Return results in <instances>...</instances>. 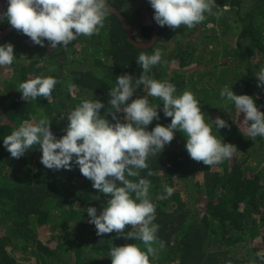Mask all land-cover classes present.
Returning <instances> with one entry per match:
<instances>
[{
    "label": "trees",
    "instance_id": "trees-1",
    "mask_svg": "<svg viewBox=\"0 0 264 264\" xmlns=\"http://www.w3.org/2000/svg\"><path fill=\"white\" fill-rule=\"evenodd\" d=\"M109 3L132 24L134 38L151 39L154 9L149 0ZM213 12L191 29L159 26L156 43L147 49L129 42L123 22L112 12L99 34L79 36L67 47L52 49L47 40L41 47L22 32L12 41L10 35L0 39V44L14 45L15 55L11 66L0 67V264H111L114 246L135 243L144 250L141 241L115 232L97 235L87 208L99 214L109 197L92 187L78 165L47 169L38 145L12 158L3 139L25 120L38 122L42 116L51 120L50 130L59 138L65 134L67 112L83 100L102 101L105 115L116 77L131 74L134 83L142 71L139 54L156 49L162 60L150 69V78L173 84L175 95L193 93L213 135L237 150L210 167L190 158L186 137L176 130L164 150L148 158L149 169L140 176L150 181L154 223L164 242L154 245L157 254L150 264H264V137H248L244 114L220 96L227 86L237 95L253 96L264 112V87L257 86L256 77L264 68V0H216ZM9 25L3 19L0 28ZM36 76L57 80L51 103L43 97L21 98L19 84ZM145 94L141 85L127 103ZM149 99L154 107L160 104V118L148 130L170 124L162 101ZM118 115L123 122V113ZM217 116L230 127L217 129L212 121ZM106 118L112 121L110 114ZM166 185L173 194L160 199Z\"/></svg>",
    "mask_w": 264,
    "mask_h": 264
},
{
    "label": "clouds",
    "instance_id": "clouds-1",
    "mask_svg": "<svg viewBox=\"0 0 264 264\" xmlns=\"http://www.w3.org/2000/svg\"><path fill=\"white\" fill-rule=\"evenodd\" d=\"M149 3L157 24L173 30L182 25L191 29L202 23L206 14L216 15L213 12L216 0H149ZM109 12L107 0H9L0 19H6L34 44L43 47L47 40L56 49L67 47L79 36L99 34ZM14 59V45L0 44V67L11 66ZM136 60L142 69L139 77L134 83L131 74L116 77L108 93L110 107L105 115L100 113L104 108L102 101L83 100L67 112L65 134L59 138L50 130L51 120L42 116L38 122L25 120L3 139L12 158L18 159L38 145L42 150L41 163L47 169L71 170L73 164L78 165L80 173L92 181V187L109 197L99 214L95 207L87 208L89 223L95 225L97 235L115 232L144 245V250L135 243L112 247L111 264H150V257L155 258L157 254L154 245L163 247L164 242L157 236L159 225L154 223L156 206L149 198L151 184L140 173L149 169L148 158L157 157L174 139L176 130L186 137L185 147L190 158L210 167L230 159L237 150L236 145L213 135L193 93L184 91L175 95L173 84L150 78V69L161 63L160 49L151 55L141 52ZM256 77L257 86L264 87V68ZM56 84L57 80L51 76H36L20 83L18 90L27 101L43 97L51 103ZM141 85L146 94L127 103ZM220 96L234 103L238 114L244 113L242 123L247 126L248 137L253 140L264 137V112L257 107L253 96L237 95L227 86L220 91ZM150 97L161 100L164 116L171 118L167 126L158 123L151 131L148 125L154 119L159 120L160 104L154 107ZM121 112L123 122L118 115ZM108 114L114 122L106 118ZM63 117L61 113L60 118ZM212 121L217 129L230 127L219 116ZM152 174L151 170L147 173ZM164 193L160 199L170 197L173 188L166 185ZM126 226H131V231L125 232Z\"/></svg>",
    "mask_w": 264,
    "mask_h": 264
},
{
    "label": "water",
    "instance_id": "water-1",
    "mask_svg": "<svg viewBox=\"0 0 264 264\" xmlns=\"http://www.w3.org/2000/svg\"><path fill=\"white\" fill-rule=\"evenodd\" d=\"M109 7H110V12L115 13L123 22V25L125 27V31L128 37L129 42H131L133 45L139 48L147 49L151 46H153L156 43L157 40V34L159 31V25L154 19V29L152 32V37L148 41H141L137 40L134 38L133 34V27L132 24L129 22V20L124 16V14L115 6L111 5L109 3V0H107ZM9 0H0V13H3L7 10ZM153 17H154V10H153ZM3 19H0V24ZM15 29L10 25L6 28L0 29V39L5 38L8 36L11 32H13Z\"/></svg>",
    "mask_w": 264,
    "mask_h": 264
},
{
    "label": "rangeland",
    "instance_id": "rangeland-1",
    "mask_svg": "<svg viewBox=\"0 0 264 264\" xmlns=\"http://www.w3.org/2000/svg\"><path fill=\"white\" fill-rule=\"evenodd\" d=\"M18 33H21V32H19V31H17V30H14L13 32H11V33L9 34L10 36L8 35L9 37L6 36V37L3 38V39H6V38L8 37V38H10V40L12 41V37H13V35H16V34H18ZM8 40H9V39H8ZM4 76H5V79H6L9 75H8V74L5 75V73H4ZM1 81H3V79L0 77V82H1ZM241 113H242V112H241ZM243 114H244V113H243ZM241 117H242V116H241ZM242 119H243V117H242Z\"/></svg>",
    "mask_w": 264,
    "mask_h": 264
},
{
    "label": "flooded vegetation",
    "instance_id": "flooded-vegetation-1",
    "mask_svg": "<svg viewBox=\"0 0 264 264\" xmlns=\"http://www.w3.org/2000/svg\"><path fill=\"white\" fill-rule=\"evenodd\" d=\"M1 29V28H0Z\"/></svg>",
    "mask_w": 264,
    "mask_h": 264
}]
</instances>
